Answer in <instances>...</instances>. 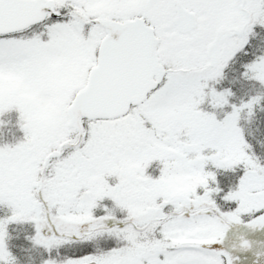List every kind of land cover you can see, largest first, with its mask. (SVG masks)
I'll use <instances>...</instances> for the list:
<instances>
[{
  "label": "snow or ice",
  "instance_id": "6c2138e0",
  "mask_svg": "<svg viewBox=\"0 0 264 264\" xmlns=\"http://www.w3.org/2000/svg\"><path fill=\"white\" fill-rule=\"evenodd\" d=\"M0 264H264V0H0Z\"/></svg>",
  "mask_w": 264,
  "mask_h": 264
}]
</instances>
